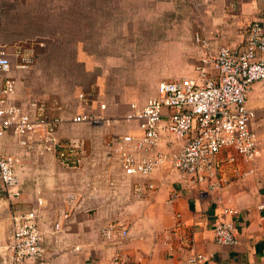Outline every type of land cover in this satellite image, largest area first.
<instances>
[{"label":"crops","instance_id":"0c3cea01","mask_svg":"<svg viewBox=\"0 0 264 264\" xmlns=\"http://www.w3.org/2000/svg\"><path fill=\"white\" fill-rule=\"evenodd\" d=\"M76 16L84 30L80 33L90 35L79 43V51H84L79 60L91 70L92 84L85 93L104 103L105 114L113 116L124 113L130 103H145L157 83L192 74L195 33L237 48L242 28L255 21L264 24V0H84L83 4L81 0ZM105 34L110 42L103 39ZM118 34L128 37L112 43V35ZM17 92L19 98L18 86ZM78 105L74 114L88 109ZM247 106L256 114L259 154L252 163L239 161L237 170L226 177L229 184L205 198L183 187L180 175L166 168L150 177L156 190L139 188L118 166L103 160L102 133L100 139L80 135L85 155L71 170L60 166L55 155L24 152L6 135L5 153L20 159L21 194L8 198L0 193V264L10 255L12 216L32 209L44 236V264H111L116 252L129 258V264H185L191 251L204 255V264H264V212L256 208L264 198V81L252 85ZM97 107L93 103V112ZM75 128L66 122L60 137L69 138ZM124 129L134 130V125ZM93 153L99 156L94 167ZM248 170L252 172L243 175ZM172 192L178 197L167 203ZM69 195L73 201H67ZM224 208L237 212L224 214ZM221 221L234 223L236 245L214 242L213 228ZM57 223L59 230L54 228ZM110 223L128 228L121 243L105 238L103 231ZM72 247L80 250L74 252Z\"/></svg>","mask_w":264,"mask_h":264},{"label":"built area","instance_id":"2783aa9c","mask_svg":"<svg viewBox=\"0 0 264 264\" xmlns=\"http://www.w3.org/2000/svg\"><path fill=\"white\" fill-rule=\"evenodd\" d=\"M241 36L240 45L233 49L195 33L191 75L157 83L145 103H130L124 113L113 116L105 114L104 103L80 92L79 102L88 109L68 120L59 114L60 105L48 108L32 98H18L12 72L26 69L27 63L13 64L15 56L0 44V193L8 198L21 194L20 159L5 153L2 140L6 135H11L24 152L37 157L55 155L60 166L69 170L80 165L85 140L61 138L59 132L66 122L102 130L106 136L101 157L118 166L125 179L140 184L139 188L156 190L150 177L161 168L178 173L183 187L197 190L202 198L224 188L229 184L226 177L237 170L239 161L255 160L261 142L247 94L254 83L264 81V24L255 21L246 25ZM93 103L97 112H93ZM123 124L134 125V130L116 133L114 130ZM98 157V153L92 154V167L98 164ZM177 197L178 193L172 192L167 203ZM73 200V195L67 197V201ZM256 208L264 212V198ZM236 212L223 209L224 214ZM59 227L58 223L54 226L56 230ZM103 232L107 240L117 243L128 236L126 225L119 223H110ZM213 236L219 245L237 244L232 221L218 222ZM43 240L36 210L13 215L7 246L10 255L1 263H47ZM79 250L72 247L74 252ZM206 260L201 253L191 251L185 264H204ZM110 262L129 264V258L116 252Z\"/></svg>","mask_w":264,"mask_h":264},{"label":"rangeland","instance_id":"374dc122","mask_svg":"<svg viewBox=\"0 0 264 264\" xmlns=\"http://www.w3.org/2000/svg\"><path fill=\"white\" fill-rule=\"evenodd\" d=\"M80 3L81 0H0V44L15 56L13 64L27 63L26 69L12 72L19 99L32 98L48 108L60 105L59 114L64 118L78 111L80 92L92 84L91 70L79 60V53H84L79 51V43L88 40L83 36L90 37L80 33L84 31L76 16ZM127 37L112 35L111 41L120 43ZM109 38L103 35L105 42H110ZM125 125L129 124L118 126L117 132L124 133ZM100 133L104 136L102 130L76 126L69 137L89 135L100 139Z\"/></svg>","mask_w":264,"mask_h":264}]
</instances>
